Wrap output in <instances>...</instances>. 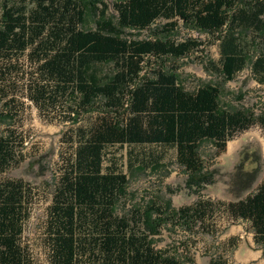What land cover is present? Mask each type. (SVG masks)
<instances>
[{
  "label": "trees",
  "instance_id": "16d2710c",
  "mask_svg": "<svg viewBox=\"0 0 264 264\" xmlns=\"http://www.w3.org/2000/svg\"><path fill=\"white\" fill-rule=\"evenodd\" d=\"M107 11L103 0L0 3V102L15 89L20 59L32 48L33 61H43L42 75L50 85L38 88L42 98L47 92L53 102L70 95L78 114L97 111L98 105L102 110L84 145L66 161L47 208L48 237L37 248L43 247L46 264H180L156 249L154 239L169 225L189 231L205 228L212 204L198 202L174 212L170 205L152 201L130 215L117 216L128 178L114 169L104 171L105 149L116 144L172 146L190 182L208 183L211 176L200 153L203 143L213 142L222 152L236 133L255 124L264 128V116L223 107L219 86L187 91L178 68H169L167 61L184 59L203 43L192 38L176 42L168 36L182 21L219 39L221 60L215 69L233 80L253 59L244 31L264 36V0H124L117 4V21ZM88 13L98 17L95 29L84 28ZM158 20L166 21L160 31L164 36H124L125 28L143 31ZM252 62L264 76V54ZM12 145L11 139L0 137V174L16 162ZM35 193L21 179L0 183V264H40L35 248L24 240ZM226 212L250 219L264 237V181L253 193L231 202Z\"/></svg>",
  "mask_w": 264,
  "mask_h": 264
},
{
  "label": "rangeland",
  "instance_id": "374dc122",
  "mask_svg": "<svg viewBox=\"0 0 264 264\" xmlns=\"http://www.w3.org/2000/svg\"><path fill=\"white\" fill-rule=\"evenodd\" d=\"M123 1L103 0L108 6V16L115 21L117 4ZM97 18L96 13H88L84 28L95 29ZM165 22L158 20L143 31L125 28L124 36L137 40L155 38ZM255 31L247 29L243 33L253 59L233 80H225L215 69L221 60V41L179 21L178 29L168 38L176 42L192 38L202 41L203 45L184 59L167 61L168 67L178 68L180 83L187 91H195L205 84L219 86L223 107L247 111L255 117L264 116V76L253 69L252 62L264 54V36ZM33 50L28 49L20 59L21 74L15 78V89L9 90L0 102V113H3L0 137L12 140L17 155L16 162L0 174V183L21 179L35 188L24 240L35 248L40 264H46L47 255L43 247L37 246L48 237L45 221L56 183L67 159H73L84 145L102 110L98 105L97 111L78 114L72 110L76 105L70 95L57 97L55 105L50 92L42 98L38 88L50 85L42 75L43 61H33ZM151 62L153 73L156 63ZM200 153L205 172L211 176L203 185L190 182L185 167L177 161V149L172 146H107L104 171L114 169L128 178L126 194L116 205L117 216L130 215L135 208H144L152 201L170 205L174 212L195 207L198 202H210L214 212L205 228L198 226L189 231L169 225L154 239L155 248L176 257L180 264H213L218 260L226 264H264V242L257 243L248 223L228 222L231 217L226 212L228 203L245 198L264 181V128L255 124L236 133L222 152L215 143L204 142Z\"/></svg>",
  "mask_w": 264,
  "mask_h": 264
},
{
  "label": "crops",
  "instance_id": "0c3cea01",
  "mask_svg": "<svg viewBox=\"0 0 264 264\" xmlns=\"http://www.w3.org/2000/svg\"><path fill=\"white\" fill-rule=\"evenodd\" d=\"M262 183L263 182H261L260 184H262ZM229 204L230 203H228V206H229ZM230 219L231 220H228V222H230L232 224H236V223H238L240 221L248 223L249 226H250V230H252L254 232L255 237L257 238V243L264 242V237L259 236V234L255 231L253 223H252V221L250 219H248V218H240V217H233V216Z\"/></svg>",
  "mask_w": 264,
  "mask_h": 264
}]
</instances>
